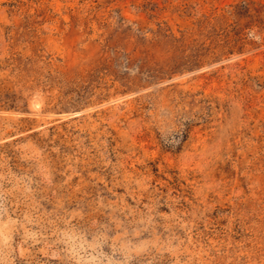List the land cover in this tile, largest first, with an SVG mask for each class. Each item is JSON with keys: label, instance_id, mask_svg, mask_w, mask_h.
Here are the masks:
<instances>
[{"label": "rangeland", "instance_id": "1", "mask_svg": "<svg viewBox=\"0 0 264 264\" xmlns=\"http://www.w3.org/2000/svg\"><path fill=\"white\" fill-rule=\"evenodd\" d=\"M0 264H264V0H0Z\"/></svg>", "mask_w": 264, "mask_h": 264}, {"label": "trees", "instance_id": "2", "mask_svg": "<svg viewBox=\"0 0 264 264\" xmlns=\"http://www.w3.org/2000/svg\"><path fill=\"white\" fill-rule=\"evenodd\" d=\"M148 71H149L151 77H152V76L154 75V73H155V72H152V71H153L152 69H151V70H148Z\"/></svg>", "mask_w": 264, "mask_h": 264}]
</instances>
